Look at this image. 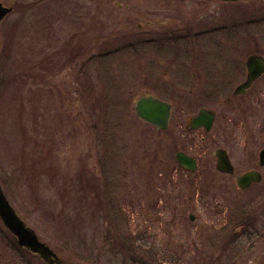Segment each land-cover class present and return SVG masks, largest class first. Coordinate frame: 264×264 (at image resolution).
<instances>
[{
    "label": "rangeland",
    "instance_id": "rangeland-1",
    "mask_svg": "<svg viewBox=\"0 0 264 264\" xmlns=\"http://www.w3.org/2000/svg\"><path fill=\"white\" fill-rule=\"evenodd\" d=\"M2 1L18 9L0 30V181L40 239L70 264H264V180L238 189L211 153L225 115L227 131L246 133L228 124L239 107L226 112L224 93L209 92L206 103L199 91L174 90L188 55L209 50L164 36L185 32V22L197 34L226 24V34L210 35L225 36L228 49L234 35L239 62L264 55V0L227 8L222 0ZM259 83L245 107L256 121V158L264 146ZM146 93L172 102L168 129L136 116L134 100ZM200 106L217 112L209 134L186 125ZM233 147L239 172L251 157ZM179 149L197 158L194 171L180 167ZM117 232L140 243L134 256L116 244ZM0 264H42L1 221Z\"/></svg>",
    "mask_w": 264,
    "mask_h": 264
},
{
    "label": "flooded vegetation",
    "instance_id": "flooded-vegetation-1",
    "mask_svg": "<svg viewBox=\"0 0 264 264\" xmlns=\"http://www.w3.org/2000/svg\"><path fill=\"white\" fill-rule=\"evenodd\" d=\"M223 2L226 3L225 7L227 8V7H231L232 6L231 4L238 5L239 0L237 1L226 0ZM170 23H176V20L173 19L170 21ZM237 23L238 22H236L233 27L235 29L233 30L236 32V34L238 31L237 29L238 25H236ZM161 25L162 24H160V26ZM183 26L187 27L185 32H175L174 34H170V35L169 33L168 34L165 33L164 35L165 40L169 43L174 41L182 42V43L198 42L200 44H206L207 50L209 51H202L199 54L191 53L188 55V57L186 58L187 62L184 63L186 65V70L178 74L177 77L178 80L177 83H175L176 85L174 84L175 85L174 90L176 89L177 92L182 90V88L178 86L180 84L182 87L186 86L189 89L188 91L190 93L193 91H199L206 103H207V99H209L210 98L209 96L211 95L209 92L224 93V96L222 97L221 101H222V105H224L226 112H228V110L232 107L236 108V105L239 107L237 109H239L240 111V114L234 117L231 116V121L228 119L230 121L228 123L230 124V128L244 129L246 132L242 136L238 137L237 134H235V132L231 131L232 132L231 133L227 131V129L224 127V124L226 123L224 119L227 120V115H225L224 119L222 118V121L220 123L221 129L223 130L222 131L223 133L221 135V143H218L211 151L214 158V166L217 162L216 150L218 148L225 150L226 154L230 158V161L232 162L231 160L232 151L233 148H236L233 146L238 145V146H242L241 149L244 151V154L251 157L249 158V160L246 158L247 168H242V170L239 172H243L250 169H254V170L261 169L264 166H261L259 162V157L256 158L255 155H253L256 150V121L254 119L255 117L254 115H252V111L251 112L248 111L247 108L245 107L250 105L249 102H252L251 106L255 104L256 98H258V96L256 97V92L261 90L262 85H260L259 81L262 78H264V71L258 77L253 79L250 85L242 92L235 93V90L238 85H240L241 83L245 82V80H247L246 58L252 54H260L263 57L264 55L260 53L259 50L252 51V53H248V55L244 58L243 62L242 61L239 62L238 59L240 58L241 53L238 51V49H240V46L235 45L234 50L236 49V51L235 52L232 51L233 50L232 41L234 39V35H230L231 37L229 38L230 41L228 47L230 51L227 48V44H225L224 41L225 36L215 37V35H210V34H214L213 32L226 34L227 31L226 24L218 25V27L214 29L208 28L207 30H204L203 32H200L198 34L193 32L195 29H193L192 26H189L188 22H185ZM228 30L233 31L232 29H228ZM217 38L218 40L215 41ZM236 38L237 40L241 41V36L239 37L236 36ZM210 44L213 45V47L210 46ZM212 49L214 50L216 49V50L213 51ZM216 58H218V61H216ZM189 101L191 102L193 100L190 99ZM171 108H172V102H171ZM200 109H206L208 111H211L213 115V119L210 127L207 129L204 124H200V125L198 124L197 126H195L194 123L192 122V119L196 114L195 113L187 121L186 125L188 131H195L197 129L199 130L201 129L203 133L209 134L213 130H215V125H216L215 122L217 121L218 118L216 109L208 106H200L198 111ZM228 133L232 135L233 137L232 141H230L231 138ZM201 140H202L201 142H203V137ZM228 141L230 142L229 143L230 145L227 143ZM262 149H264V146L260 150ZM179 151L189 154L188 152L181 149L177 150L176 152ZM189 155L194 157L191 154ZM248 162H250V164H248ZM197 166H198V162H197Z\"/></svg>",
    "mask_w": 264,
    "mask_h": 264
},
{
    "label": "water",
    "instance_id": "water-1",
    "mask_svg": "<svg viewBox=\"0 0 264 264\" xmlns=\"http://www.w3.org/2000/svg\"><path fill=\"white\" fill-rule=\"evenodd\" d=\"M14 10L11 2L5 3L0 0V26L3 19ZM1 46V39H0ZM248 67L247 80L241 83L235 92H242L247 88L251 81L255 79L264 70V59L260 55L252 54L247 60ZM137 116L158 128L165 129L168 126L170 116V104L154 95H143L135 100L134 105ZM213 115L211 111L201 109L198 115L193 119L194 125L204 124L208 129L211 125ZM261 163H264V150L261 151ZM217 162L216 167L218 170L232 174L235 181L241 189L248 188L253 182L261 180V174L255 170H248L241 174L234 172L233 166L230 163L226 151L218 148L216 150ZM176 157L182 166L194 169L196 166L194 158L179 151ZM191 219L194 218L193 214L189 215ZM0 219L5 227L16 238L18 244L25 249L32 252L39 259L46 264H70L55 249L47 242L40 239L35 229L26 223L20 216L16 208L10 201L3 184L0 181Z\"/></svg>",
    "mask_w": 264,
    "mask_h": 264
},
{
    "label": "trees",
    "instance_id": "trees-1",
    "mask_svg": "<svg viewBox=\"0 0 264 264\" xmlns=\"http://www.w3.org/2000/svg\"><path fill=\"white\" fill-rule=\"evenodd\" d=\"M18 8V5H16ZM113 239L116 241V244L121 248V250L129 255V256H134V253L132 250H138L141 248L140 243H137L136 239L130 235L129 233L121 234L120 232H117V235L115 234ZM140 262L139 264H148L147 261H138Z\"/></svg>",
    "mask_w": 264,
    "mask_h": 264
}]
</instances>
